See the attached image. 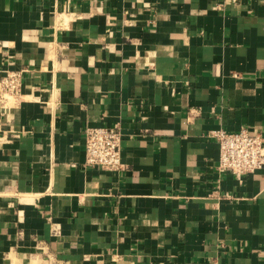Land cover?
<instances>
[{
    "label": "crops",
    "instance_id": "obj_1",
    "mask_svg": "<svg viewBox=\"0 0 264 264\" xmlns=\"http://www.w3.org/2000/svg\"><path fill=\"white\" fill-rule=\"evenodd\" d=\"M0 264H264V0H0ZM118 127L123 168L85 165Z\"/></svg>",
    "mask_w": 264,
    "mask_h": 264
},
{
    "label": "built area",
    "instance_id": "obj_2",
    "mask_svg": "<svg viewBox=\"0 0 264 264\" xmlns=\"http://www.w3.org/2000/svg\"><path fill=\"white\" fill-rule=\"evenodd\" d=\"M21 73L7 72L1 79L0 98L18 97ZM219 146L218 171L237 177L264 169V138L246 129L211 133ZM85 165L88 168L119 172L123 168L122 133L118 127H89L85 131Z\"/></svg>",
    "mask_w": 264,
    "mask_h": 264
},
{
    "label": "rangeland",
    "instance_id": "obj_3",
    "mask_svg": "<svg viewBox=\"0 0 264 264\" xmlns=\"http://www.w3.org/2000/svg\"><path fill=\"white\" fill-rule=\"evenodd\" d=\"M12 99H14V98L10 97V100H11V101H12Z\"/></svg>",
    "mask_w": 264,
    "mask_h": 264
}]
</instances>
